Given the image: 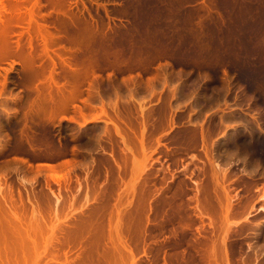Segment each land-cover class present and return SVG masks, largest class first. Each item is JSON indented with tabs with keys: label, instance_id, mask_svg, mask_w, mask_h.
I'll return each mask as SVG.
<instances>
[{
	"label": "rangeland",
	"instance_id": "obj_1",
	"mask_svg": "<svg viewBox=\"0 0 264 264\" xmlns=\"http://www.w3.org/2000/svg\"><path fill=\"white\" fill-rule=\"evenodd\" d=\"M215 5L0 0V264H168L141 243L140 171L176 130L198 132L217 172L260 183L240 250L227 260L217 237L210 264H264V164L250 154L264 139V52L247 35L228 46Z\"/></svg>",
	"mask_w": 264,
	"mask_h": 264
},
{
	"label": "bare ground",
	"instance_id": "obj_2",
	"mask_svg": "<svg viewBox=\"0 0 264 264\" xmlns=\"http://www.w3.org/2000/svg\"><path fill=\"white\" fill-rule=\"evenodd\" d=\"M215 4H216L215 6L217 9L215 11V13H217L216 15H218L217 24L220 25L219 26V28L221 30L220 33H221V35L223 34V36H224V37H222L220 34H218L217 32L219 30H217V32L214 33L217 36V37L214 36L216 38V39L215 38L214 39L217 42H219L218 40H222L224 38V41L226 42V44H228V46H229L230 42H233V45H234L233 40H235L237 42L236 43L237 45L238 44L245 45L244 37L247 35L246 40L251 39V41H253V40H257V38H258V40H261V41H259V43H262L261 48H262V51L264 52V0H215ZM142 18H141V20H142ZM180 20H182V19H180ZM136 23H138V22H136ZM209 23H210V21H209ZM217 24L215 26H218ZM226 24L228 26H230V28H227L228 26L226 27ZM231 24H233L234 30H233V27L231 26ZM187 26L188 25H186V27ZM212 27H210L209 29H206V30L211 31ZM214 29H217V28L215 27ZM214 29H212V30H214ZM211 33H212V31H211ZM193 34H197V33H193ZM197 35H199V33ZM219 35L222 37V39H220L221 37L218 39ZM189 36H190V34H189ZM259 36H260V38H259ZM210 38L211 37H209L208 39H210ZM211 39H213V36ZM186 41H188V40H186ZM192 44H193V42H192ZM218 44H220V42ZM231 44L232 43H230V45ZM246 44H248V43H246ZM194 45H195V43H194ZM220 45H222V44H220ZM220 45H219V47H220ZM184 46H185V44H184ZM228 46L226 45L227 48H229ZM252 47H254V46H252ZM252 47H250V48L252 49ZM194 48H195V46H194ZM208 48H209V46H208ZM164 49H166V47L163 48V50ZM199 49H202V48H199ZM230 49L231 48H229V51H230ZM158 50H160V49H158ZM232 51H233V49H232ZM242 51L244 52V50H242ZM168 53H169V51H168ZM186 53L188 54V52H186ZM219 53L222 56V54H221L222 52H219ZM245 53H246V51H245ZM184 54H185V52H184ZM231 54H232V52H231ZM231 54L229 53L228 56H230ZM225 57H227V56L225 55ZM210 58H212V57L210 56ZM221 58H223V57H221ZM262 60H263V58H262ZM211 62H213V61H211ZM254 67L256 68V66H254ZM256 70L259 71L258 67L256 68ZM253 72H255V71H251L250 74H246L245 77L243 75V77L244 78L248 77V79H252L253 76H257V75L259 76L260 73L263 75L262 71H260L259 74H256V73L253 74ZM243 77L241 76V78L243 80H245ZM254 80H255V78H254ZM251 81H253V79L250 80V83H251ZM258 91H260V90H258ZM263 109H264V107H263ZM262 116H263L262 121H264V114ZM211 127H213V126L211 125ZM205 131L207 132L209 130H205ZM194 132H196V131H194ZM194 132L189 133L187 131L185 132V130H183V131L182 130H180V131L176 130L175 132H173V134H171L168 139H165V141L163 143L161 141V143H162L161 147L164 145H165V147L159 148L158 150H155V153L150 158L151 163H150V161H149L150 164L146 162L147 164H149V166L147 165L148 167L146 168L145 167L146 165H143L144 171H143V169H141V171H140L141 174H142V172L146 171V173H143V175H142V176H145V179L142 176L141 177H142V179L146 180L145 182L151 183L150 186H148L145 184L144 180L140 181V184H139L140 186H142V184H141L142 181L144 182V184H143L144 187L148 186L147 189L142 187V189L143 188L146 189L143 193L144 197H143V195H142V197L148 198V199L146 198L147 199L146 204H148V207H146V206L144 207L143 206V205H145V203H144L143 205L139 206L140 208L137 207L136 209L138 211L143 210L144 208H146L144 210H146V211L148 210V212L145 211L146 215L148 213L147 217L144 214V216L147 219H145V218L143 219L144 222L146 220L148 221L147 222L148 225H146V227H145L146 228L145 234H144V237H142L143 242L141 241V243L145 244L144 247L146 248V250L149 251V253L151 252L154 254V257L151 260L152 262L153 261L155 262L154 259L160 258L158 256L161 255L163 257V260L165 259L164 261H166L168 264H210V261H211L210 255L211 254L209 253V251H210L209 247L212 243H214V241L217 239V237L222 242L221 246L223 247L222 251H224L223 253L225 255V258L227 260L231 259L232 257L234 258V256L236 255V252H237V251H235V249L241 248V246H240L241 244L239 245L240 241L237 239L238 232L243 227V223L249 220L248 216L251 214V212H255L257 210V206L259 207V205L257 204L258 202L256 200L257 196H258V194H257L258 189L255 187L257 186V184H260V183L256 182L255 180H252L251 178H249L247 176H244L242 173L240 174V173H237V171L236 172L232 171V169H230V170L224 169L221 172H217L218 169L216 170V168L215 169H214V167L212 168V166H214V165H212L211 162H210L211 166L207 163L208 161H210L208 158L207 151H204V153H201L200 151L197 150L196 145L198 144V141H197L198 137ZM196 133H198V132H196ZM200 133L201 132H199V134ZM209 133L213 134L211 129H210ZM204 134H206V133H204ZM208 134H206V135H208ZM210 136H212V135H210ZM206 138L208 139L207 136H206ZM206 138L204 137V140ZM204 140L202 139V141H204ZM263 140L260 137H256L253 140V142L251 144V149H250L251 150L250 151L251 156L262 164H264V154H263V151H264L263 143L264 142H263ZM206 143H204V144H206ZM198 145H197V147H198ZM256 160H254V161H256ZM146 163H144V164H146ZM145 168H146V170H145ZM219 170H221V169H219ZM208 176H210V177L213 176V178H211V179L217 178V180L219 181L218 184L220 186L219 189L222 191V193H220L222 197L218 193V196L221 198L220 204H217L218 202L217 203L215 202L217 205H219L218 207H216L215 206L216 204L211 201V198L213 196L210 195L211 196V198H210L209 194L207 192V191L211 190L210 186L212 185L211 183L209 184L210 186L208 185V179L210 178ZM211 179H209L210 182H212ZM208 186H209V188H208ZM215 187H216V185H215ZM221 191H218V192H221ZM139 193H138V196L140 198L141 195H139ZM140 194H142V193H140ZM142 199L140 198L139 201ZM216 199H218V198H216ZM137 203H138V200H137ZM92 206H89V207H92ZM98 206H100V205H98ZM101 207H102V205H101ZM147 208H149V209H147ZM83 212H85V211H83ZM92 216H94V215H92ZM95 218L97 219L98 217H95ZM140 219H141V217H140ZM235 219H237V220H235ZM238 220H240V221H238ZM85 222H89V221H85ZM99 222H101V221H99ZM142 224H143V222H142ZM139 226L140 225H138V227ZM121 227H122V225H121ZM219 230H221V234H220V236H217ZM217 241H218V239H217ZM234 251H235V253H234ZM115 263H117V262H115ZM233 263H234V261H233Z\"/></svg>",
	"mask_w": 264,
	"mask_h": 264
}]
</instances>
